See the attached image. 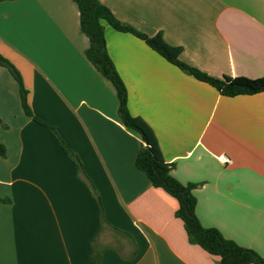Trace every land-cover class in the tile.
I'll return each instance as SVG.
<instances>
[{
	"label": "crops",
	"instance_id": "1",
	"mask_svg": "<svg viewBox=\"0 0 264 264\" xmlns=\"http://www.w3.org/2000/svg\"><path fill=\"white\" fill-rule=\"evenodd\" d=\"M100 1L211 76L264 77V0ZM105 37L130 113L153 129L173 176L197 185L201 223L264 257V92L223 96L135 35L105 23ZM88 47L73 0L0 3V53L33 113L0 65V264H220L137 169L142 138Z\"/></svg>",
	"mask_w": 264,
	"mask_h": 264
},
{
	"label": "trees",
	"instance_id": "2",
	"mask_svg": "<svg viewBox=\"0 0 264 264\" xmlns=\"http://www.w3.org/2000/svg\"><path fill=\"white\" fill-rule=\"evenodd\" d=\"M4 1L8 0H0V3ZM73 2L79 10L81 31L89 39V47L85 51L86 58L104 78L114 85L119 100V118L123 125L137 132L142 138L143 144L136 156L135 165L147 176L154 187L164 189L178 201L176 217L183 221L189 243L199 246L210 255L219 257L220 264H264V257L255 250L243 247L237 242L227 239L218 229L205 227L201 223L196 212L197 198L194 194L197 185L183 184L173 176L174 165L164 160L153 129L143 118L133 116L129 111L127 87L107 48L105 23L119 32L131 33L142 39L168 62L196 79L211 85L223 96L235 97L264 92V77L252 79L245 76L236 78L211 76L184 63L180 58L181 47L167 43L162 34L149 36L121 22L100 0H73ZM0 65L7 68L17 81L22 107L28 116L33 117L27 99L28 91L21 73L1 53ZM6 156V147L0 142V160ZM0 201L7 200L0 199Z\"/></svg>",
	"mask_w": 264,
	"mask_h": 264
},
{
	"label": "built area",
	"instance_id": "3",
	"mask_svg": "<svg viewBox=\"0 0 264 264\" xmlns=\"http://www.w3.org/2000/svg\"><path fill=\"white\" fill-rule=\"evenodd\" d=\"M224 161L227 163L230 162V160L227 157H224Z\"/></svg>",
	"mask_w": 264,
	"mask_h": 264
}]
</instances>
